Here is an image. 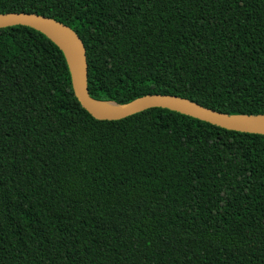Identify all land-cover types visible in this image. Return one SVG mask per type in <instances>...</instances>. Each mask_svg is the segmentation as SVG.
I'll return each instance as SVG.
<instances>
[{"label": "trees", "instance_id": "trees-1", "mask_svg": "<svg viewBox=\"0 0 264 264\" xmlns=\"http://www.w3.org/2000/svg\"><path fill=\"white\" fill-rule=\"evenodd\" d=\"M82 40L87 88L264 115V0H0ZM0 264H264V135L163 108L97 120L62 51L0 28Z\"/></svg>", "mask_w": 264, "mask_h": 264}, {"label": "water", "instance_id": "water-1", "mask_svg": "<svg viewBox=\"0 0 264 264\" xmlns=\"http://www.w3.org/2000/svg\"><path fill=\"white\" fill-rule=\"evenodd\" d=\"M22 26L49 38L63 53L71 74L73 94L80 106L97 120H119L151 108H163L186 115L225 130L264 135V115L225 114L203 107L188 99L169 94H151L125 104L93 99L87 88L85 47L67 25L52 18L24 12L0 14V28ZM113 103V110L99 104Z\"/></svg>", "mask_w": 264, "mask_h": 264}, {"label": "bare ground", "instance_id": "bare-ground-1", "mask_svg": "<svg viewBox=\"0 0 264 264\" xmlns=\"http://www.w3.org/2000/svg\"><path fill=\"white\" fill-rule=\"evenodd\" d=\"M99 105L106 110H113L115 108L113 103H101Z\"/></svg>", "mask_w": 264, "mask_h": 264}]
</instances>
